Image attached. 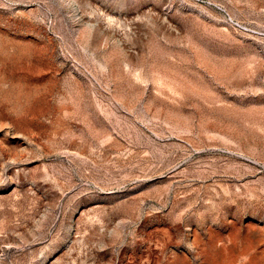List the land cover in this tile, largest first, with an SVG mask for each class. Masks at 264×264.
I'll use <instances>...</instances> for the list:
<instances>
[{"label": "rangeland", "instance_id": "obj_1", "mask_svg": "<svg viewBox=\"0 0 264 264\" xmlns=\"http://www.w3.org/2000/svg\"><path fill=\"white\" fill-rule=\"evenodd\" d=\"M0 264H264V0H0Z\"/></svg>", "mask_w": 264, "mask_h": 264}]
</instances>
